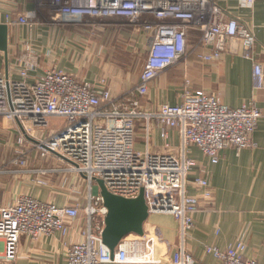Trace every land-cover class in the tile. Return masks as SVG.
<instances>
[{"label": "built area", "instance_id": "built-area-1", "mask_svg": "<svg viewBox=\"0 0 264 264\" xmlns=\"http://www.w3.org/2000/svg\"><path fill=\"white\" fill-rule=\"evenodd\" d=\"M34 1L36 11L13 23L32 29L38 14L45 18L49 15L52 24L86 26L93 36L111 21L116 26L121 23V27L128 24L146 39L147 51L138 84L120 100L106 89L108 82L104 78L94 85L52 68L31 81V74L40 69V54L28 43L16 58L20 79L11 80L0 71V119L19 125L10 165L18 173L44 174L45 171L26 170L27 150L36 151L42 158L53 155L68 164L73 193L82 194L76 188L82 181L87 187L84 207L80 202L58 207L25 195L0 208V264L15 261L22 237L36 240L56 232L65 236L68 223L80 211L87 226L82 231V241L68 247L67 264H157L158 241L148 233L122 240L113 252L102 243L107 210L94 192L93 183L99 180L108 193L125 199H135L142 193L149 216L170 215L179 223L182 236L190 231L199 198L189 195L187 186L192 183L204 200H210L212 192L206 179L189 180L196 162L186 157V148L197 147L211 164H217L223 150L241 151L253 146L252 135L264 113L252 102L230 108L215 95L191 90L188 81L176 105L162 104L150 111L142 109L141 100L162 71L189 56L207 64L218 61L227 40L241 44L243 57L252 62L254 85L264 90V62L254 59L255 37L251 29L227 18L215 0ZM255 1L240 0V5L250 9ZM189 31L199 34L191 48ZM51 117L62 119L64 125L47 134V120ZM137 121L145 136L142 151L135 149ZM153 124L159 127L166 150L170 149L169 131L178 132V157L148 149ZM36 183L45 185L39 179ZM244 251L245 244L240 240L225 250L205 248L206 254L220 264H257L246 259ZM171 264H193V258L179 247Z\"/></svg>", "mask_w": 264, "mask_h": 264}, {"label": "crops", "instance_id": "crops-1", "mask_svg": "<svg viewBox=\"0 0 264 264\" xmlns=\"http://www.w3.org/2000/svg\"><path fill=\"white\" fill-rule=\"evenodd\" d=\"M215 1L227 18H233L251 29L255 37L254 59L263 63L264 0H256L250 9L242 8L240 0ZM34 11V0H0V25L7 27V52H0V71L5 77L14 81L20 79L16 58L24 44L28 43L40 54V69L31 74V81L36 75L55 68L89 84L97 85L100 79H106V89L114 99L120 100L136 87L146 57L147 41L142 35L138 36L131 26L125 24L121 27L118 23L119 27L111 21L104 29H97L93 36L92 30L86 26L52 24L49 15L46 18L41 15V21L38 14L32 29L13 23L18 17ZM108 26L116 29L113 32L118 34V42L110 38ZM198 37L197 32H188L189 48L195 46ZM115 43L119 48H115ZM138 50L144 54L142 65L137 73L129 75L126 71L130 63L120 58L125 54L133 55ZM252 69V62L243 57L241 44L227 40L218 61L207 64L189 56L162 71L149 85L147 96L141 100L142 109L151 111L162 104L180 103L185 81H188L191 90L215 95L230 108L252 102L264 113V90L255 87ZM56 120L61 123L54 125ZM63 125L62 119L51 117L47 120L46 133L55 132ZM17 126L0 119V146L5 139L8 144L11 143L13 154L17 147ZM252 142L251 148L241 151L223 150L217 164H211L197 147L190 145L186 148V157L196 162L189 180L196 177L206 179L212 198L204 200L200 197V190L192 183L187 186L188 194L199 198V210L194 215L193 227L183 236L179 223L170 215L149 216L144 232L162 239L157 240V264H171V257L179 247L192 256L193 264H220L212 255L206 254L205 248L225 250L239 240L245 244L246 259L264 264V118L257 122ZM28 143L26 147H29ZM169 143L170 149L166 150L159 137V127L153 124L148 149L157 154L178 157L180 138L176 130L169 131ZM14 156L11 150L0 153V208L12 205L18 197L25 195L58 207L79 202L82 207L85 206V193H73V177L67 172V163L53 155L42 158L36 151L28 149L26 170L45 173H18L10 165ZM38 179L45 185L37 184ZM68 226L65 236L56 232L36 240L22 237L17 258L12 264H67L68 247L82 241L81 234L87 226L83 211Z\"/></svg>", "mask_w": 264, "mask_h": 264}, {"label": "water", "instance_id": "water-1", "mask_svg": "<svg viewBox=\"0 0 264 264\" xmlns=\"http://www.w3.org/2000/svg\"><path fill=\"white\" fill-rule=\"evenodd\" d=\"M0 52H7L6 25H0ZM95 193L100 195L103 207L107 210L101 240L110 252H113L122 240L144 235V224L149 214L142 193L135 199L117 197L108 193L99 180H96ZM150 235L162 241L159 236Z\"/></svg>", "mask_w": 264, "mask_h": 264}, {"label": "rangeland", "instance_id": "rangeland-1", "mask_svg": "<svg viewBox=\"0 0 264 264\" xmlns=\"http://www.w3.org/2000/svg\"><path fill=\"white\" fill-rule=\"evenodd\" d=\"M38 19L43 21V17L41 15L38 16ZM109 30H110V38H115V42H118V40H119L118 34L113 32L116 29L111 27V28H109ZM96 37L97 36H95V39H99ZM115 48L116 49L119 48L117 43H115ZM143 59H144V54L141 53L140 50L135 51V53L133 55L132 54L131 55L125 54L120 58V60L127 61V64L130 63L129 70L126 71V73L129 75H134L135 73H137L139 71V67L142 65ZM59 123H61V121L56 120L54 125H59ZM139 125H140V121H137L135 123V126H134V135H135L134 143H135L136 151H142L144 149V146H145V143H144L145 136H144L142 127L141 126L139 127ZM51 127H54V126H51ZM11 146H12L11 143L8 144L4 139L3 142H1L0 153L7 152V151L11 150L12 155H15V154H13V150L11 149ZM8 160H5V161H8ZM95 187H96V182L93 183V189ZM76 188L81 193L82 192L85 193L86 189H87L86 184L83 181L81 183H78ZM94 192H95V190H94Z\"/></svg>", "mask_w": 264, "mask_h": 264}]
</instances>
